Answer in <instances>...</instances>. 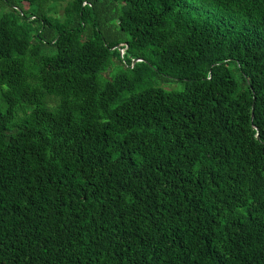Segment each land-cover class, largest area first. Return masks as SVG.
Wrapping results in <instances>:
<instances>
[{
    "label": "trees",
    "instance_id": "1",
    "mask_svg": "<svg viewBox=\"0 0 264 264\" xmlns=\"http://www.w3.org/2000/svg\"><path fill=\"white\" fill-rule=\"evenodd\" d=\"M0 264H264V0H0Z\"/></svg>",
    "mask_w": 264,
    "mask_h": 264
},
{
    "label": "water",
    "instance_id": "2",
    "mask_svg": "<svg viewBox=\"0 0 264 264\" xmlns=\"http://www.w3.org/2000/svg\"><path fill=\"white\" fill-rule=\"evenodd\" d=\"M134 60V59H133Z\"/></svg>",
    "mask_w": 264,
    "mask_h": 264
}]
</instances>
